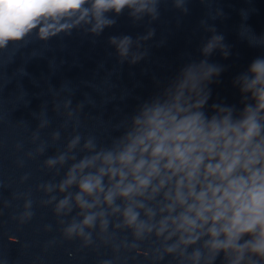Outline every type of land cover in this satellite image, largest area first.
Listing matches in <instances>:
<instances>
[{
    "label": "clouds",
    "instance_id": "1",
    "mask_svg": "<svg viewBox=\"0 0 264 264\" xmlns=\"http://www.w3.org/2000/svg\"><path fill=\"white\" fill-rule=\"evenodd\" d=\"M158 2L0 0V49L33 30L47 39L81 22L98 34L115 23L108 13L119 15L126 8L134 17L155 18ZM222 39L214 36L204 53ZM111 43L121 57L128 55L130 37H113ZM219 72L211 64L189 67L168 98L144 106L131 130L112 147L95 151L93 142L86 141L89 154L72 164L57 186H44L46 192L58 187L68 193L46 201H56V217L78 209L70 221H58L65 239H80L87 246L94 231L108 233L111 226L129 230L134 241L162 238L164 253L178 255L181 264H213L221 253L227 264H264V58L252 60L238 78L242 97L250 101L238 115L234 107L216 104L211 115L204 111L209 94L202 83ZM79 140L74 138L69 150ZM64 162L60 155L45 164L51 168ZM72 187L74 194L68 192ZM33 214L32 201H25L21 223ZM117 215L113 223L110 217ZM134 241L129 246L136 247Z\"/></svg>",
    "mask_w": 264,
    "mask_h": 264
}]
</instances>
